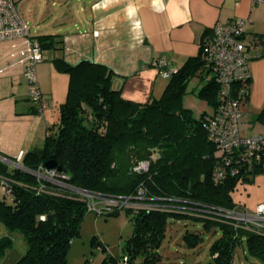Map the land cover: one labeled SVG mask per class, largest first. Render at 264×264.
<instances>
[{
	"label": "trees",
	"instance_id": "16d2710c",
	"mask_svg": "<svg viewBox=\"0 0 264 264\" xmlns=\"http://www.w3.org/2000/svg\"><path fill=\"white\" fill-rule=\"evenodd\" d=\"M46 37L51 35L36 36L42 49L53 44L45 42ZM55 62L69 76L55 129L48 130L42 147L24 153L20 165L15 158H8L12 165L0 161V178H6L10 187V195L0 197V222L9 232L21 233L27 242L25 253L14 264H67L71 243L80 235L89 211L88 198L82 193L93 194L95 201L130 196L142 205L196 202L228 209L235 206L230 191L236 182L255 171L264 172L256 163L236 175L226 173L220 181L213 178L222 160L204 126L208 111L195 116L183 106L188 81L203 71L200 49L171 74L162 95L147 102L124 98L112 87L111 70L103 64L82 61L71 65L62 58ZM218 88L208 78L197 93L212 110L217 106ZM257 119L264 121V109ZM49 159L62 168L64 184L33 172ZM145 159L150 160L149 169L135 171L136 163ZM139 189L143 194L137 199ZM122 208L100 213L115 214ZM125 209L134 219L132 234L120 257L105 255L99 264H121L123 255L136 264H160L158 249L165 229L171 216L180 214L155 208ZM218 223L221 235L209 248L216 264H232L234 248L243 237L249 255L264 264V233ZM183 239L194 246L200 236L187 231ZM94 242L105 248L95 236ZM10 244L9 234L0 237V258Z\"/></svg>",
	"mask_w": 264,
	"mask_h": 264
},
{
	"label": "crops",
	"instance_id": "0c3cea01",
	"mask_svg": "<svg viewBox=\"0 0 264 264\" xmlns=\"http://www.w3.org/2000/svg\"><path fill=\"white\" fill-rule=\"evenodd\" d=\"M17 8L31 36L51 35L44 41H53L43 48V60L35 68L48 106L38 112L28 97L23 72L28 38L0 41V161L10 165L8 158L21 161L25 152L42 147L48 130L55 129L69 83L55 59L71 65L103 64L111 70L112 87L124 98L147 102L159 98L169 80L151 64L154 58L164 57L179 69L198 55L200 42L214 23L234 17L246 19L245 37L250 43L246 50L251 55L241 132L264 133L251 131L257 125L264 127V121L257 119L264 109V4L251 0H19ZM208 78L206 71H198L188 81L187 91L190 86L196 93ZM184 99L185 95L183 106L199 116ZM14 233L0 222V237L9 234L13 239ZM74 249L68 252L69 259L84 264V254ZM24 253L11 257L7 249L0 261L14 264Z\"/></svg>",
	"mask_w": 264,
	"mask_h": 264
},
{
	"label": "built area",
	"instance_id": "2783aa9c",
	"mask_svg": "<svg viewBox=\"0 0 264 264\" xmlns=\"http://www.w3.org/2000/svg\"><path fill=\"white\" fill-rule=\"evenodd\" d=\"M253 3L264 4V0H251ZM246 19L234 17L212 25L210 34L204 36L199 49L202 59V69L208 73L218 84L217 106L204 116V126L208 138L216 146V154L221 157L222 164H217L213 171L215 181H220L226 173L236 175L247 166L258 164L264 168V133L243 134L241 122L243 119L242 105L245 97L249 96V58L251 55L246 50L249 41L245 37ZM26 37L29 41V55L24 66V76L28 83V97L38 112L48 106V100L38 86L36 64L43 60V49L39 40L30 35L28 23L21 17L16 0H0V41ZM151 64L158 68L163 78H169L176 72L164 57H157ZM239 84V85H238ZM16 165L21 161L16 160ZM150 160L145 159L136 163L134 170L147 171ZM39 178L64 184L61 179L66 176L56 169H48L40 165L33 171ZM6 178H0V185L4 194L10 195V187ZM82 193V192H81ZM87 209L101 212L117 207H128L133 210L155 208L162 211H173L174 206L164 204L142 205L136 200L127 197H105L97 201L90 193ZM143 190L139 189L136 198H142ZM103 201L104 207L98 208L96 203ZM178 211L198 215L203 218H216L259 233H264V202L257 204L252 212L240 211L235 206L232 208H215L202 203L177 206ZM177 211V210H175ZM102 249V246H98ZM121 264H136L130 262L128 255H123Z\"/></svg>",
	"mask_w": 264,
	"mask_h": 264
},
{
	"label": "rangeland",
	"instance_id": "374dc122",
	"mask_svg": "<svg viewBox=\"0 0 264 264\" xmlns=\"http://www.w3.org/2000/svg\"><path fill=\"white\" fill-rule=\"evenodd\" d=\"M16 2L18 3L19 0ZM192 82L194 81L192 80ZM192 89L193 87L189 86L184 101L193 107L194 113L200 115L204 110L212 111L213 106L196 94L199 90L194 93ZM253 129L264 132V127L260 125H257L256 128L253 127L251 131ZM230 192L238 210L254 211L258 203L264 202V172L255 171L248 177L239 179ZM0 194H3L1 186ZM96 206L103 208V201H98ZM173 206L174 210H177L175 212L180 216L172 215L169 219L163 241L158 249L161 255L160 264H216L213 260L214 254L210 255L209 248L213 241L221 235L222 229L218 222H226L216 218H203L187 212H180L177 208L178 205L173 204ZM133 228L134 219L125 208L115 214H109L107 211L102 213L95 210L88 211L82 221L80 235L72 241L69 251L75 248L77 254H84V264H99L102 258L109 254L120 257L125 240L132 234ZM187 231L199 234L200 241L196 245L192 246L184 241L183 235ZM94 236L105 244L104 249L99 248L95 242L92 243ZM7 249L11 257H17L20 253H24L27 249V242L23 235L15 231ZM67 263L74 264V261L67 256ZM0 264H7V262L0 261ZM232 264H261L258 259L249 255L244 237L234 248Z\"/></svg>",
	"mask_w": 264,
	"mask_h": 264
},
{
	"label": "water",
	"instance_id": "95a60500",
	"mask_svg": "<svg viewBox=\"0 0 264 264\" xmlns=\"http://www.w3.org/2000/svg\"><path fill=\"white\" fill-rule=\"evenodd\" d=\"M44 166L48 169H57L58 171H61L62 168L57 164L56 160L49 159L44 162Z\"/></svg>",
	"mask_w": 264,
	"mask_h": 264
}]
</instances>
